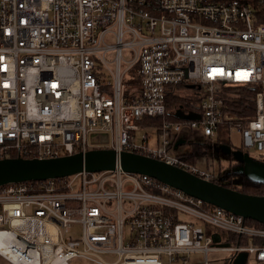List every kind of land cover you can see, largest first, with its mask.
<instances>
[{"label":"built area","instance_id":"2783aa9c","mask_svg":"<svg viewBox=\"0 0 264 264\" xmlns=\"http://www.w3.org/2000/svg\"><path fill=\"white\" fill-rule=\"evenodd\" d=\"M226 84L256 91L249 120L225 110ZM182 90L194 108H168ZM226 125L264 156V0H0V160L113 149L215 182L172 148ZM0 233L10 264H264V228L119 164L0 186Z\"/></svg>","mask_w":264,"mask_h":264},{"label":"water","instance_id":"95a60500","mask_svg":"<svg viewBox=\"0 0 264 264\" xmlns=\"http://www.w3.org/2000/svg\"><path fill=\"white\" fill-rule=\"evenodd\" d=\"M177 117L179 119L192 118V116H185L182 113ZM185 142L183 140L176 146ZM226 147L227 153L236 156L241 164L239 166L241 174L239 175H243L255 183H264V165L262 163H251L248 159L242 158L241 152L232 153L228 145ZM117 164L121 166L124 172L146 174L192 197L201 198L212 206L264 224V196L241 193L237 189L227 188L220 183L205 181L186 170L141 154L126 152L118 156L113 149H97L83 154L54 158L53 160L2 159L0 160V186L26 181L64 178L82 173L84 170L92 173L112 171ZM214 238L216 241L219 240L218 235ZM244 258H247L245 254L240 255L238 261Z\"/></svg>","mask_w":264,"mask_h":264},{"label":"rangeland","instance_id":"374dc122","mask_svg":"<svg viewBox=\"0 0 264 264\" xmlns=\"http://www.w3.org/2000/svg\"><path fill=\"white\" fill-rule=\"evenodd\" d=\"M112 42V41H111ZM222 96L225 94L229 95L230 97H235L234 92H227L221 89ZM181 95H183L182 98L188 99L191 104H194L192 101L194 98L190 97L191 92L182 90ZM149 134L152 137V143L150 144L151 147L158 146L157 142H154V136L156 134L155 129L148 130ZM219 134V133H218ZM184 139L186 142L183 143L180 146L174 145L172 150L173 153L182 156L184 154H191V156L195 153V155H201L204 157V159L208 161L209 167H205L208 171L210 170L211 173H215L216 180H219L220 173H222V176L224 173H230V172H237L238 169H235L234 167L241 166L240 162L238 161L237 157L232 154L227 153V147L220 145V141H229L230 146L229 150L233 153L241 152L243 154V159H248V161H251V163H262L264 165V156L260 153L252 150V149H244L242 148V140L240 133L234 129V128H223L220 129V136L218 135L213 136L212 138L205 137L203 133L198 131H186L183 133V135L180 137ZM90 142L96 144L97 146H101L103 148H110V136L106 135H99L97 137H91ZM189 157V156H188ZM194 155L192 157H189L190 162H192L194 165ZM215 157V159H214ZM218 158V159H217ZM214 159V160H213ZM217 159V160H216ZM220 159V160H219ZM215 161V162H214ZM203 168V167H202ZM240 168V167H239ZM238 173V172H237ZM242 177L239 174L234 175L232 178L233 188L240 190L242 186ZM211 260L214 262V264H223V260L227 258V255L224 253H212L210 254ZM240 257V255H238ZM235 256V257H238ZM107 259H112V257H106ZM202 257L200 256H192L191 261L195 263V260H201ZM231 259V258H230ZM0 262L2 264H9L7 261L2 259L0 256ZM71 264H90L87 260H74L71 262ZM248 264H256L255 258L250 257L248 260Z\"/></svg>","mask_w":264,"mask_h":264},{"label":"trees","instance_id":"16d2710c","mask_svg":"<svg viewBox=\"0 0 264 264\" xmlns=\"http://www.w3.org/2000/svg\"><path fill=\"white\" fill-rule=\"evenodd\" d=\"M132 74L134 73L133 70H131ZM222 89L224 91L227 92H234V96L235 97H230L229 95L225 96L223 95V97L225 98V110L232 112L235 117L237 118V120L239 121H247L249 120L251 117H253L255 115V110H254V106H255V94L256 91H253V88L245 86V85H228L226 84L225 86L222 87ZM174 104H184L188 109H193L194 108V104H191L190 101L188 99L182 98L178 95H175L174 93L170 92L168 94V108L173 107ZM174 120H178V119H174ZM152 126H159L161 124L160 119L155 118L153 121H151ZM246 124V123H245ZM230 128V126H223V128ZM221 129V128H220ZM220 136V131L218 134V137ZM220 145L223 146H230V142L229 141H220ZM226 173V172H225ZM236 174H229L228 177L223 180V181H215L217 183H220L221 185L225 186V187H230L233 188V183H232V178L233 176ZM242 186L241 189L238 190L241 193H245V194H250V195H254V196H264V183H255L250 181L249 179L242 177ZM246 223L250 226H253L255 228H264V224L250 220V219H246ZM231 239L233 241H239V238L232 236ZM238 244V242H237Z\"/></svg>","mask_w":264,"mask_h":264},{"label":"crops","instance_id":"0c3cea01","mask_svg":"<svg viewBox=\"0 0 264 264\" xmlns=\"http://www.w3.org/2000/svg\"><path fill=\"white\" fill-rule=\"evenodd\" d=\"M195 157H194V163H195V166H197L198 168H201V169H203V170H205V171H208L207 169H205V167H209V164H208V161H207V159L205 160L204 159V157L203 156H201V155H195V153L193 154ZM192 157V156H191ZM214 159H215V157H214ZM213 159V160H214ZM218 159V158H217ZM216 159V160H217ZM220 160V159H219ZM215 162V161H214ZM203 167V168H202ZM208 172H211L210 170L208 171ZM214 173V172H213ZM223 173V172H222ZM222 173H220V177H223L226 173H224V175L222 176ZM215 174V173H214ZM250 258V257H249ZM249 258H244L243 260H240V261H238L239 260V256L238 257H231V259L230 258H225L224 260H223V264H248V260H249ZM2 259H4V258H2ZM230 259V261H228ZM5 260V259H4ZM6 261V260H5ZM236 261H237V263H236ZM8 262V261H7ZM9 263V262H8ZM0 264H2L1 262H0ZM10 264V263H9ZM257 264V263H256Z\"/></svg>","mask_w":264,"mask_h":264},{"label":"bare ground","instance_id":"6f19581e","mask_svg":"<svg viewBox=\"0 0 264 264\" xmlns=\"http://www.w3.org/2000/svg\"><path fill=\"white\" fill-rule=\"evenodd\" d=\"M17 225H22L23 222H17ZM10 235L6 233H0V251L11 257V259H15L14 256H12L8 250V247H6L5 240L9 239Z\"/></svg>","mask_w":264,"mask_h":264},{"label":"flooded vegetation","instance_id":"af4514ba","mask_svg":"<svg viewBox=\"0 0 264 264\" xmlns=\"http://www.w3.org/2000/svg\"><path fill=\"white\" fill-rule=\"evenodd\" d=\"M238 165H239V164H238ZM238 165L234 167L235 169H238V171H237L238 173H237V172H230V173H227V174H225L223 177H220L219 180H220V181L225 180V179L228 177L229 174H236V175H237V174H241V173H240L241 168H239ZM240 176H241V175H240ZM242 176H243V175H242ZM243 177H245V176H243ZM245 178H246V177H245Z\"/></svg>","mask_w":264,"mask_h":264}]
</instances>
